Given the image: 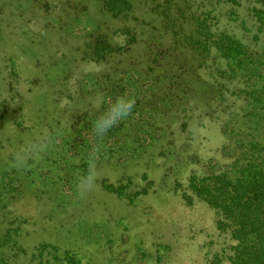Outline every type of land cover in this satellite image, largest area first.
<instances>
[{
  "label": "rangeland",
  "instance_id": "374dc122",
  "mask_svg": "<svg viewBox=\"0 0 264 264\" xmlns=\"http://www.w3.org/2000/svg\"><path fill=\"white\" fill-rule=\"evenodd\" d=\"M129 1L114 15L99 0H0L5 264H40L42 241L87 264H210L230 244L188 179L234 173L251 137L264 144L248 95L264 85V0ZM210 33L245 56L225 59ZM98 37L117 49L94 60ZM121 95L135 99L131 114L97 137L93 121ZM93 155L98 179L80 195Z\"/></svg>",
  "mask_w": 264,
  "mask_h": 264
},
{
  "label": "trees",
  "instance_id": "16d2710c",
  "mask_svg": "<svg viewBox=\"0 0 264 264\" xmlns=\"http://www.w3.org/2000/svg\"><path fill=\"white\" fill-rule=\"evenodd\" d=\"M99 1L114 15L131 8L129 0ZM255 12L259 23H264V9L255 8ZM204 39L229 61L236 62L246 54L240 42L225 33H210ZM91 47L94 60L104 58L117 49L100 37L94 40ZM253 72L254 67L247 59V76L250 78ZM252 86L255 87V84ZM248 95L257 103L261 102L260 113L256 115L264 118V85L255 87ZM244 162L234 173L224 170L202 177L192 175L188 179L191 193L217 212V229L225 233L226 240L230 242L221 252L212 255L210 264H264V144L251 137ZM185 189L182 197L190 199ZM14 241L17 242L16 239ZM34 249L37 252L34 258H39L40 264H87L85 257L76 250H62L50 242L42 241ZM5 263V258L0 257V264Z\"/></svg>",
  "mask_w": 264,
  "mask_h": 264
},
{
  "label": "clouds",
  "instance_id": "9594fccd",
  "mask_svg": "<svg viewBox=\"0 0 264 264\" xmlns=\"http://www.w3.org/2000/svg\"><path fill=\"white\" fill-rule=\"evenodd\" d=\"M101 104V101H97L94 104V107L99 110ZM134 105V98L124 95L118 96L115 101L111 103L106 110L101 111L93 121L95 135L100 138L106 135L111 128L119 124L122 120H125L131 114ZM27 152L28 149L22 148L20 152L17 153V165L26 162ZM87 165L86 173L79 176L77 179L76 186L80 195H83L85 191L90 190L98 179L94 155L88 158Z\"/></svg>",
  "mask_w": 264,
  "mask_h": 264
}]
</instances>
